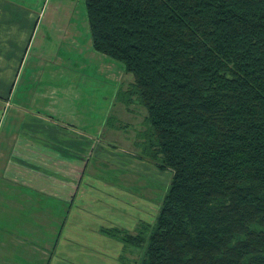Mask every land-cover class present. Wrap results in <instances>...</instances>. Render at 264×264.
Returning <instances> with one entry per match:
<instances>
[{"label": "trees", "instance_id": "16d2710c", "mask_svg": "<svg viewBox=\"0 0 264 264\" xmlns=\"http://www.w3.org/2000/svg\"><path fill=\"white\" fill-rule=\"evenodd\" d=\"M85 5L95 51L134 76L142 157L173 173L153 224L106 234L137 264H264V0Z\"/></svg>", "mask_w": 264, "mask_h": 264}, {"label": "rangeland", "instance_id": "374dc122", "mask_svg": "<svg viewBox=\"0 0 264 264\" xmlns=\"http://www.w3.org/2000/svg\"><path fill=\"white\" fill-rule=\"evenodd\" d=\"M13 52L24 61L11 80L5 63ZM0 71V107L7 106L0 110V155L8 154L5 134L20 122L43 124L27 132L43 145L28 151L42 156L44 186L55 187L41 195L29 181L25 197L0 184V203L23 205L0 212V220L18 219L36 243L55 246L52 264H121L122 255L137 264L144 251H124L104 230L137 234L142 222L153 224L173 173L142 157L138 134L147 111L122 95L133 74L93 48L85 0H0ZM59 155V175L46 176V161Z\"/></svg>", "mask_w": 264, "mask_h": 264}, {"label": "crops", "instance_id": "0c3cea01", "mask_svg": "<svg viewBox=\"0 0 264 264\" xmlns=\"http://www.w3.org/2000/svg\"><path fill=\"white\" fill-rule=\"evenodd\" d=\"M5 47L6 49H9L11 46ZM26 50L28 49L26 48ZM7 59L9 60H7L5 66L8 69H11L9 72V76L11 80H13V78L17 76L19 70L21 69L24 58L22 61L19 60L13 52L12 54L8 55ZM12 59H15L16 62H11ZM104 66L106 67L107 65ZM1 73L2 71H0V75ZM6 107L7 106L3 104V106L0 107V110H2L3 108L6 109ZM42 125L43 124L28 123L25 120V122L22 121L18 125H16L13 132H11L10 134H5V144L3 148H6L8 154H3V156L0 155V184H2L3 186H8L9 184L10 188L13 187V193L17 191L20 196H28V194L26 195L25 192L24 194H22L21 188L27 187L29 181L32 182V184L36 182V188H39V194L41 195L44 193L45 188L48 190L50 188H55L51 183H47L46 187L44 186L43 178L45 177V160L42 159V156L37 155V151H34V154L31 151H28L29 147L37 148L38 146L43 145V143L40 144L37 141L38 139H36L35 141L28 139L27 134L29 130L36 132L41 131L43 129L41 127ZM12 136L14 139H12ZM7 138L9 140H7ZM2 143H0L1 146ZM84 145H88V143H85ZM59 157L60 155L56 158H51V160L49 158L48 161H46L47 163H51L49 166L45 167L47 170L46 176L52 177V175L55 174V171L53 169V162H56V164H58ZM57 167L58 169L55 174L56 176H58L60 173L59 166ZM75 169L76 168L74 166L73 172H70L73 179H75L77 176L75 174ZM68 177L70 178V176ZM4 180L6 181V183H1ZM65 185L68 187V189L70 187L74 188L71 185V182ZM7 190L10 189L7 188ZM56 191H58L57 188ZM48 192L51 193V189ZM69 200L70 198H67V201ZM22 206L23 205L20 203L10 202L6 204L2 202L0 203V212L21 210L23 208ZM15 221L17 224L12 223V221L0 220V264H52L55 255L58 253L56 251V247H50V243L47 244V247L45 246L46 248L44 247L43 243H40L39 245L38 242L36 243V240L34 241L33 237L29 236L28 234L27 237L26 228L28 226L21 225L18 222V219H16ZM7 227L10 231H7ZM11 229H13V232L11 231ZM48 249H50V251H48Z\"/></svg>", "mask_w": 264, "mask_h": 264}]
</instances>
